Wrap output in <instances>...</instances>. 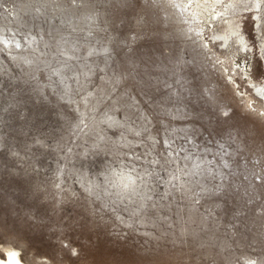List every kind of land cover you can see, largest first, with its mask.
Masks as SVG:
<instances>
[{
  "label": "rangeland",
  "instance_id": "obj_1",
  "mask_svg": "<svg viewBox=\"0 0 264 264\" xmlns=\"http://www.w3.org/2000/svg\"><path fill=\"white\" fill-rule=\"evenodd\" d=\"M0 264H264V0H0Z\"/></svg>",
  "mask_w": 264,
  "mask_h": 264
}]
</instances>
